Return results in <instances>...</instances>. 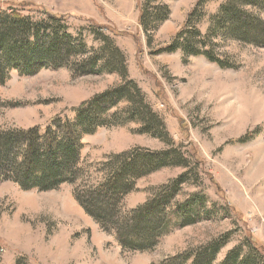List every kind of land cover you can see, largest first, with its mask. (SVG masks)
Returning a JSON list of instances; mask_svg holds the SVG:
<instances>
[{
  "label": "rangeland",
  "instance_id": "rangeland-1",
  "mask_svg": "<svg viewBox=\"0 0 264 264\" xmlns=\"http://www.w3.org/2000/svg\"><path fill=\"white\" fill-rule=\"evenodd\" d=\"M226 1L203 0L199 11L205 17L198 25L203 34ZM198 2L0 0L1 8H17L37 19L39 9L67 17L72 36L89 53L109 37L123 53L129 75L126 80L116 73L74 76L70 67L44 69L31 77L13 71L0 86V133L34 127L43 132L55 117L74 119L72 110L83 102L133 81L165 130L141 133V124L130 122L86 137L85 181L101 182L100 171L113 155L176 151L186 165L139 179L124 197L123 211L144 205L181 175H187V182L168 217L173 218L175 206L193 199L203 206L195 225H172L152 251L129 252L78 204L76 185L40 192L0 182V264H159L216 240L224 241L216 258L221 264L235 248L250 253L249 238L263 251L250 253L251 264H264V48L212 40L210 49L228 68L203 56L169 51ZM165 7L169 16L160 23ZM143 10L150 13L147 28L139 21ZM126 106L114 112L123 113Z\"/></svg>",
  "mask_w": 264,
  "mask_h": 264
},
{
  "label": "trees",
  "instance_id": "trees-1",
  "mask_svg": "<svg viewBox=\"0 0 264 264\" xmlns=\"http://www.w3.org/2000/svg\"><path fill=\"white\" fill-rule=\"evenodd\" d=\"M202 6L203 0H199L169 51L203 56L228 68L210 49L212 40L238 41L264 48V0H227L210 17L205 34L198 26L205 17L199 11ZM164 10L160 23L169 16V9ZM39 11L37 19L17 8L0 7V86L13 71L22 77H31L48 68L70 67L74 76L116 73L123 80L128 79L126 59L109 37L89 53L85 43L72 36L67 17ZM148 12L141 11L139 19L146 28ZM123 103L127 104L123 113L114 112ZM72 111L74 119L57 116L43 132L34 127L0 133V182L9 181L24 191L40 192L55 191L65 184L76 185L74 195L78 204L104 230L113 233L120 246L129 252L152 251L172 225L185 227L198 223L203 206L195 199L175 206L170 212L173 218L168 217L173 201L187 182V175L170 181L154 198L131 212L122 208L124 197L135 189L139 179L166 167L186 165L184 160H178L182 157L176 151L136 150L113 155L100 171L101 182L92 185L84 179L82 151L86 137L94 136L102 128L130 122L140 123L141 133L165 130L164 123L145 102L135 82L107 89ZM80 182L84 183L77 185ZM247 242L250 253H263L250 238ZM223 245L224 241L216 240L159 264H216ZM241 251L240 247L231 250L221 264H251L252 254L243 251L242 255Z\"/></svg>",
  "mask_w": 264,
  "mask_h": 264
},
{
  "label": "bare ground",
  "instance_id": "bare-ground-1",
  "mask_svg": "<svg viewBox=\"0 0 264 264\" xmlns=\"http://www.w3.org/2000/svg\"><path fill=\"white\" fill-rule=\"evenodd\" d=\"M108 264V263H107Z\"/></svg>",
  "mask_w": 264,
  "mask_h": 264
}]
</instances>
